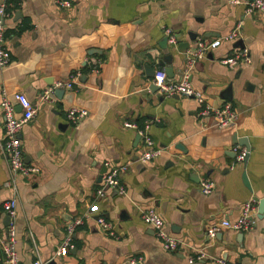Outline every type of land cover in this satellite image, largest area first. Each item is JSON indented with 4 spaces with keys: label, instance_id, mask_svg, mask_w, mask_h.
I'll list each match as a JSON object with an SVG mask.
<instances>
[{
    "label": "crops",
    "instance_id": "0c3cea01",
    "mask_svg": "<svg viewBox=\"0 0 264 264\" xmlns=\"http://www.w3.org/2000/svg\"><path fill=\"white\" fill-rule=\"evenodd\" d=\"M2 1L10 60L0 65V94L21 91L34 101L43 86L80 72L71 88L57 87L52 101L39 102L19 130L23 159L39 171L16 176L18 264H32V243L47 264H131L132 256L139 264H217L215 257L264 264V210L257 211L254 199H264V9L245 13L242 3L228 0H73L66 7L53 0ZM237 20L239 36L220 39L189 72L194 89L212 104L230 102L237 113L232 126L198 117L191 96L160 95L149 87L144 64L175 79L196 35L219 37ZM163 26L174 32L176 46L162 45ZM237 42L248 48L250 61L233 68L220 63ZM96 59L97 73L89 69ZM70 106L86 114L71 121ZM14 107L18 113L20 106ZM125 119L149 121L159 154L138 160L141 138L123 126ZM233 135L248 144L241 160L233 147L243 144L232 142ZM105 162L127 164L120 176L125 193L106 188L95 194ZM8 177L0 147V240L7 226L1 202L12 196L3 185ZM201 180L213 182L210 192L200 190ZM247 200L255 202L253 226L221 227L208 236L209 224L234 218ZM149 207L180 240L176 251L164 250L140 219L139 210ZM77 215L83 222L72 245L55 255L67 221ZM97 215L112 223L114 236L98 228ZM199 248L204 256L188 261Z\"/></svg>",
    "mask_w": 264,
    "mask_h": 264
},
{
    "label": "built area",
    "instance_id": "2783aa9c",
    "mask_svg": "<svg viewBox=\"0 0 264 264\" xmlns=\"http://www.w3.org/2000/svg\"><path fill=\"white\" fill-rule=\"evenodd\" d=\"M73 0H53L59 7H66L71 4ZM229 3H242L244 5V12L250 13L253 10L264 9V0H228ZM7 15V3L0 1V65L6 64L10 60V53L8 47L4 42V17ZM241 27L240 20H237L234 25L223 35L207 39L202 35H196L192 44L188 46L183 53V63L180 75L175 79H168L160 70H156L150 77V82L156 86V90L160 95H185L191 96L197 102L196 113L198 117L210 118L212 123L216 126H232L236 119V111L231 106L228 100L223 101L219 105H214L208 101L198 90L194 89L189 79V72L194 66L195 62L204 57L207 51L215 45L220 39L231 40L239 36ZM163 34L166 38L167 45H177V40L174 32L170 27H162ZM219 62L227 67L233 68L242 63L250 61L249 50L245 46L233 48L231 52L221 56ZM100 67V60L96 59L89 65L92 72L97 73ZM80 72L75 71L67 80L56 79L50 84L43 86L37 93L34 101L29 100L21 91H14L9 97L5 90H1L0 94V112L2 117V134L0 135V147L4 153L9 177L3 181V185L12 191V196L4 199L1 202L2 211L9 216V221L6 226L5 237L0 240V264H18L16 253V237L15 224L13 217L15 215V193L17 190V175H27L39 171V166L36 163H28L23 159L22 150L20 146L19 130L22 124L30 120L35 111L36 105L39 102L52 101L53 90L57 87L64 86L71 88L76 82ZM12 97V98H11ZM14 100V101H13ZM20 106L19 112L16 113L14 104ZM86 114V110L77 106H70L66 108V117L75 121L78 117ZM149 121H144L138 124L133 119H125L123 126L133 128L141 138L142 149L138 154V160L145 162L154 158L160 152V148L154 145L153 139L148 133ZM233 149L237 152V160H241L245 150L242 145H234ZM127 168L125 162L110 164L105 162V169L100 176V185L96 189L95 194L102 196L104 189L114 188L116 192L125 193V187L121 181V173ZM199 188L203 193H208L213 188L211 180H201ZM255 202L247 200L241 204L238 214L234 218L223 217L213 224H209L206 232L209 237H213L217 229L227 227L236 230H246L253 226L255 222ZM139 217L145 224L149 225L155 236L159 239L161 246L168 252L176 251L180 246V240L173 234L165 230V221L161 215L152 207L139 210ZM82 216H74L67 221L63 237L58 243L54 254L61 255L72 245V234L76 226L82 224ZM95 222L98 228L110 236H114L112 223L102 215L95 217ZM30 234V233H29ZM32 264H47V260L43 259L34 243H32ZM204 256L201 248L195 250L193 255L187 257L188 261L193 259H200ZM137 257H130L128 261L133 264ZM217 264H232L221 257L214 258Z\"/></svg>",
    "mask_w": 264,
    "mask_h": 264
},
{
    "label": "water",
    "instance_id": "95a60500",
    "mask_svg": "<svg viewBox=\"0 0 264 264\" xmlns=\"http://www.w3.org/2000/svg\"><path fill=\"white\" fill-rule=\"evenodd\" d=\"M237 44H238L237 45L238 47H241L242 46V43L241 42H237ZM162 45L163 46H166L167 45L166 44V38H165V36L162 37ZM186 46H187V44H186ZM143 67H144L145 75H147V76H152L153 75L154 69L152 67H149L146 64H144ZM164 71H165V73H166V75L168 77H171L172 74H173L172 69H171L170 66H164ZM149 87L151 89H156V86L154 84H152L151 82L149 84ZM232 142H234V143L235 142L242 143L243 146L245 147V150L248 148V144H247L246 140L245 139H242V141H241V140H239V138H236L235 135H233V137H232ZM245 156H246V154L244 155V157ZM98 179H100V176H98ZM242 179H243L244 184L245 185H248L247 184V178H246V176H245L244 173L242 174ZM254 199L255 200H258L257 211L262 212L264 210V199L263 198H254ZM8 221H9V216L7 214H5L4 222L7 224ZM134 264H139V261L134 262Z\"/></svg>",
    "mask_w": 264,
    "mask_h": 264
}]
</instances>
